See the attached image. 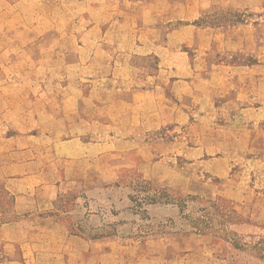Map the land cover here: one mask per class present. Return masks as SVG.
Segmentation results:
<instances>
[{
	"label": "crops",
	"instance_id": "crops-1",
	"mask_svg": "<svg viewBox=\"0 0 264 264\" xmlns=\"http://www.w3.org/2000/svg\"><path fill=\"white\" fill-rule=\"evenodd\" d=\"M59 6L65 7L59 21H42L72 28L41 31L35 20L24 32L72 40V63L61 44L58 68L47 55L37 63L28 57L42 76L19 70L12 93H0V188L13 213L0 222V264H118L117 251L126 253L128 242L87 241L59 218L36 214L88 182L119 179L132 164L188 193H195L199 173L209 174L239 211L264 213V192L250 185L264 184V168H250L264 159V0H64ZM226 12L252 17L221 27L199 24ZM88 37L93 41L83 44ZM29 43L23 53L39 47ZM43 85L47 92L36 91Z\"/></svg>",
	"mask_w": 264,
	"mask_h": 264
},
{
	"label": "rangeland",
	"instance_id": "rangeland-1",
	"mask_svg": "<svg viewBox=\"0 0 264 264\" xmlns=\"http://www.w3.org/2000/svg\"><path fill=\"white\" fill-rule=\"evenodd\" d=\"M62 1L64 0H0V93H12V87L15 86L10 83L19 78V70L24 68L27 72L32 70L33 76L36 74V77H41L43 69L38 70L33 63H37L43 56L52 58L58 68L60 54H63L56 52L60 44L67 46L69 51L64 55L68 57V64L72 63L70 61L76 55V52L71 51L72 40L65 42V38L55 36L32 38L24 32L30 26L29 23H34L35 20L41 22L38 28L41 31L72 28L69 22H58L60 9H65L59 6ZM42 16L58 21L50 20L44 24ZM251 17V14L246 13L226 12L205 16L199 24L221 27L249 21ZM21 31L26 34L19 35ZM72 39L75 41L76 38ZM101 39L106 42L112 38ZM90 40L93 41V38H83L82 42L88 44ZM30 41H33L32 45L36 48L39 47L29 54L23 53L27 48L22 51L21 47L29 45ZM45 50L46 53L43 52ZM87 55L83 54L84 59L89 58ZM28 57L33 63L27 62ZM134 60L154 61L146 58ZM242 60L247 62L246 57ZM43 63L44 61L41 62ZM62 73L63 71H57L54 75L61 76ZM69 74L68 71L67 75ZM44 87L37 86L36 91L47 92L48 89ZM25 91L29 89L26 88ZM6 105L9 109L10 105L5 102L4 106ZM155 135L152 139H155ZM260 160L259 164L251 163L250 168H264V159ZM232 170L233 177L238 178L237 168ZM101 172L102 176L106 169ZM238 180L241 187L244 180ZM218 181L209 174L199 173L193 186L195 193H188L151 179L148 168L132 164L121 171L119 179L88 182L74 192L58 195L51 209L39 211L36 215L59 218L70 234L79 235L87 241L99 235L116 233L117 237L97 240L118 239L128 242L127 247L131 249L124 253L122 247L117 251L118 264L125 263L124 256L130 264H264V252L257 247L264 239V213L251 217L248 213L239 211L233 199L222 193L221 188L218 189ZM250 185L253 191L264 192V184L259 181H251ZM159 191L165 192L166 197L159 200L156 198L158 202L151 204L155 192ZM2 198L7 202L4 204L5 208L11 209L9 196L0 190V203ZM0 208L4 210L3 206ZM12 217L9 214L4 218ZM168 237L175 238V241L153 245V241ZM187 237L196 238L195 243L186 241ZM200 238L203 239L199 240ZM236 244L239 245L238 248ZM102 262L108 264L106 260ZM129 263L126 261V264Z\"/></svg>",
	"mask_w": 264,
	"mask_h": 264
},
{
	"label": "trees",
	"instance_id": "trees-1",
	"mask_svg": "<svg viewBox=\"0 0 264 264\" xmlns=\"http://www.w3.org/2000/svg\"><path fill=\"white\" fill-rule=\"evenodd\" d=\"M0 190H2L8 196V194L2 188H0ZM155 193H156V195L153 196V198L151 200V204L157 203L159 198L161 199V198L166 197V194L163 191H159V192H155ZM156 198H158V200ZM8 201L10 202V205H11L12 204V199L10 198ZM4 204H7V202L2 198V206H3L4 210H0V222L2 220H4V221L5 220H9V219H5L4 218V217L7 218V216L9 214L13 216L12 210L9 207L5 208ZM166 204H170V203H166ZM197 232H200V230H197ZM73 235H76V234H73ZM113 237H117V234L116 233H113V234L112 233H108V234H105V235H99V236L90 238V240H97V239H102V238H113ZM238 246L239 245L236 244V248H238ZM257 247H259L260 250L262 252H264V239L257 244ZM262 257L264 259V256H262Z\"/></svg>",
	"mask_w": 264,
	"mask_h": 264
}]
</instances>
